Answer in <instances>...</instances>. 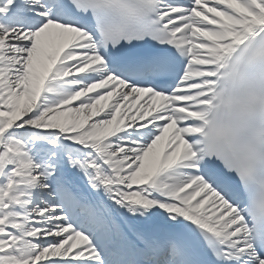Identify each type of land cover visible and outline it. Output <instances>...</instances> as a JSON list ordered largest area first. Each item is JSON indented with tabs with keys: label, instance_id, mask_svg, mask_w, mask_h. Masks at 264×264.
Wrapping results in <instances>:
<instances>
[{
	"label": "snow or ice",
	"instance_id": "snow-or-ice-1",
	"mask_svg": "<svg viewBox=\"0 0 264 264\" xmlns=\"http://www.w3.org/2000/svg\"><path fill=\"white\" fill-rule=\"evenodd\" d=\"M0 264H264V0H0Z\"/></svg>",
	"mask_w": 264,
	"mask_h": 264
}]
</instances>
